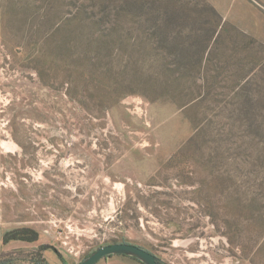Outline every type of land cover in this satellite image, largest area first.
Instances as JSON below:
<instances>
[{"label": "rangeland", "instance_id": "obj_1", "mask_svg": "<svg viewBox=\"0 0 264 264\" xmlns=\"http://www.w3.org/2000/svg\"><path fill=\"white\" fill-rule=\"evenodd\" d=\"M114 242L264 264V0H0V262Z\"/></svg>", "mask_w": 264, "mask_h": 264}, {"label": "water", "instance_id": "obj_2", "mask_svg": "<svg viewBox=\"0 0 264 264\" xmlns=\"http://www.w3.org/2000/svg\"><path fill=\"white\" fill-rule=\"evenodd\" d=\"M115 254L130 256L143 264H161V259L155 254L129 242H114L99 246L77 264H96L100 259Z\"/></svg>", "mask_w": 264, "mask_h": 264}, {"label": "trees", "instance_id": "obj_3", "mask_svg": "<svg viewBox=\"0 0 264 264\" xmlns=\"http://www.w3.org/2000/svg\"><path fill=\"white\" fill-rule=\"evenodd\" d=\"M16 239L32 242V241H35L38 239V232L32 228H29V227H22V228L9 230L3 234V241L5 243L8 242L9 240H16ZM46 248H52L59 255V258H60L62 264H68L67 261L64 259V257L57 251V249L55 247L49 245V244L40 245L39 248L37 249V251L35 252L37 264H49L45 260V258L42 256V253H41L42 250L46 249ZM109 256H111V255H109ZM135 260H137V259H135ZM137 261H139V260H137ZM0 264H4V263L0 262ZM161 264H166V263H164L161 260Z\"/></svg>", "mask_w": 264, "mask_h": 264}]
</instances>
